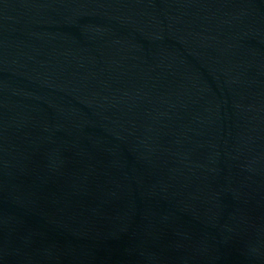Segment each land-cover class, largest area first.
<instances>
[{
  "label": "water",
  "instance_id": "obj_1",
  "mask_svg": "<svg viewBox=\"0 0 264 264\" xmlns=\"http://www.w3.org/2000/svg\"><path fill=\"white\" fill-rule=\"evenodd\" d=\"M0 264H264V0H0Z\"/></svg>",
  "mask_w": 264,
  "mask_h": 264
}]
</instances>
